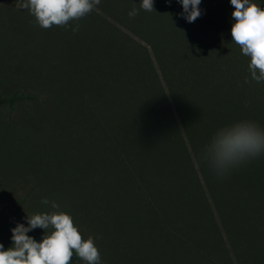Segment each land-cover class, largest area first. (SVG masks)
I'll return each mask as SVG.
<instances>
[{
    "label": "rangeland",
    "instance_id": "obj_1",
    "mask_svg": "<svg viewBox=\"0 0 264 264\" xmlns=\"http://www.w3.org/2000/svg\"><path fill=\"white\" fill-rule=\"evenodd\" d=\"M126 1L101 0L67 28L45 30L17 0H0V95L13 96L0 102V244L12 246L11 229L27 226L26 215L53 211L41 203L47 197L82 239L94 238L102 264H264L262 180H247L254 173L244 168L230 184L203 160L219 129L243 121L228 102L251 100L248 112L264 128V82L251 79L249 58L232 42L234 6L201 0L189 23L177 0H153L143 21L142 0ZM252 2L264 9V0ZM133 7L139 15L129 18ZM213 102L226 109L222 121L213 120ZM86 104L101 106L112 137L107 126L97 133ZM137 108L143 117H133ZM153 120L155 153L136 146L139 125ZM27 235L39 242L43 230ZM69 264L86 262L73 250Z\"/></svg>",
    "mask_w": 264,
    "mask_h": 264
},
{
    "label": "clouds",
    "instance_id": "obj_2",
    "mask_svg": "<svg viewBox=\"0 0 264 264\" xmlns=\"http://www.w3.org/2000/svg\"><path fill=\"white\" fill-rule=\"evenodd\" d=\"M171 3V0H167ZM183 11L179 14L192 23L201 16V0H177ZM101 0H17V7L25 9L35 18L42 29L53 26L67 28L72 21H79L93 11ZM235 21L231 28L232 42L240 47L242 54L249 58L248 70L251 79L264 82V9L252 0H230ZM140 9L146 12L154 10L153 0H142ZM139 15V9L133 7L129 18ZM77 23L71 30L79 31ZM245 78V83H248ZM264 154V128L253 121H238L219 129L211 138L204 162L220 178L245 162ZM41 203L50 205L53 211L26 215L27 226L17 223L11 229L12 246L7 250L0 244V264H69L73 250L86 264H102L101 253L89 236L82 239L78 228L74 226L71 215L59 211V205L42 198ZM36 228L43 230L38 242L27 235Z\"/></svg>",
    "mask_w": 264,
    "mask_h": 264
},
{
    "label": "trees",
    "instance_id": "obj_3",
    "mask_svg": "<svg viewBox=\"0 0 264 264\" xmlns=\"http://www.w3.org/2000/svg\"><path fill=\"white\" fill-rule=\"evenodd\" d=\"M116 1L119 2L120 0H116ZM124 2L125 3H128L126 0H124ZM137 4H138V2H137ZM129 5H131V4L129 3ZM131 7L132 6H130V8ZM93 15L96 16L97 19L98 18H101L102 19V17H101L100 14H93ZM145 15H146V11H143V13L140 15V18L143 21L145 20ZM61 31L63 32V29H61ZM70 31H72V30H70ZM198 48H200V47H198ZM92 52H93V46H90V49L88 51V53H89L90 56H91ZM197 54L198 55H201L202 52L201 51L200 52L198 51ZM71 69L73 70L74 75L75 76H78L79 70L77 68H71ZM72 81H73L72 82L73 86H75L76 88H78L77 81L76 80H72ZM260 89H264V88H260ZM257 92L260 93L261 95L264 94V91H262V90L257 91ZM108 101L113 102L114 101V98L113 97L112 98L109 97L108 98ZM235 101H237V100H232V101L228 102V107L230 108V109L228 108V110H229V113L231 114V118H233L234 115L237 116L238 113H241L240 115H241V119L243 121H244V119H246L248 121L255 122V116H251L252 113L251 112H248V111H250L249 109L251 108L252 101L251 100H248V99H242V100H239L237 102H235ZM0 102L13 103V96L9 97V96H2V95H0ZM237 104H240V107H238ZM221 106H222V104H220V102H213L212 105L209 104V110L211 112L214 111V113H213L214 116H215V117L213 116L214 117L213 118L214 121L215 120L216 121H222L224 119V116H226V114H225V110L226 109L222 111V107ZM86 108L88 109V111L90 110L89 112L92 114L93 119L94 118H97V121H98V123H97V127L98 128L96 129L97 133L100 134L101 132L106 131V127L105 126H107V127H109V129H108L109 130V134H111V137H112V135H114V134H112L114 132V128L110 125V120L109 121L104 120L105 115L102 114V108H101V106L99 104L98 105L96 104V106L95 105L92 106L91 104H88V105L86 104ZM55 109H56L55 117L57 118L56 122H59V120L62 121V122H64L63 119H62L61 114L58 113L59 107H55ZM237 110H239V111H237ZM144 112H145L144 109L140 111L137 108V109L133 110V114L132 115H133L134 118H139V117H143ZM148 116H149V118H148ZM261 117L259 118V120H260V122H263L262 119L264 118V115H261ZM130 118H132V117H130ZM146 118L147 119H150V118L152 119V111L149 110V109L147 111ZM102 121H104L103 124H101ZM255 123H257V122H255ZM144 129L147 130L149 137H145L144 138L145 133H146V132L143 131ZM157 130H159V129H158L157 122L155 120L151 121L150 123L148 122V124L145 123L144 124V128L141 127V125H139V134H138L139 136L137 135L139 139H138V143H137L136 146L137 147H141L142 150H151L153 148V151L155 153L156 152V147L153 146L154 141H157L159 144H161V139L159 137L160 135L156 134ZM148 138H151L152 140L146 141ZM254 162H255V165H256L257 169L254 168L253 164L250 165V162H245L244 164L249 163V164H247L248 167H242L240 165V167H237V168L232 169L227 175H225L222 178H228L230 180L229 183L230 184H233L234 182H237V180H239V178L237 176V173H239L241 170L240 171H237V170L238 169L245 170L244 168H249L254 173V176H252V175H250L248 173L247 174V180H249L250 177L260 178L262 180V183H261L262 186L260 187V190L257 189V191H258V194L261 197L264 198V154H262L261 156H259L256 159H254ZM169 165L171 166L170 162H169ZM245 171H247V170H245ZM229 175H230V177H229ZM223 181L226 184L225 180H223ZM211 187H210V184H209V198L211 199V201L213 202V204L219 205L220 203H222L221 200H220L219 194L218 195L217 194L214 195L213 192H212V190H211ZM195 188H198V187H195ZM232 188H234V187L232 186ZM245 189L249 190L251 188L245 187ZM252 189H255V188H252ZM236 191H238L236 188L232 189V191L230 193L231 196H230V198L228 200L229 201L228 207L230 206V208H229V212L230 213H234V211L237 210L236 207L233 205V203H235L237 200L240 199V197L237 196ZM257 212L260 213V209H257Z\"/></svg>",
    "mask_w": 264,
    "mask_h": 264
}]
</instances>
